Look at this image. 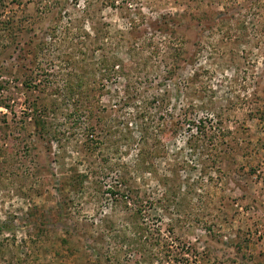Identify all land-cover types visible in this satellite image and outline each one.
I'll return each mask as SVG.
<instances>
[{
	"label": "rangeland",
	"instance_id": "rangeland-1",
	"mask_svg": "<svg viewBox=\"0 0 264 264\" xmlns=\"http://www.w3.org/2000/svg\"><path fill=\"white\" fill-rule=\"evenodd\" d=\"M84 49L118 64L96 97L135 133L110 152L23 85ZM0 86V264H264V0H0Z\"/></svg>",
	"mask_w": 264,
	"mask_h": 264
},
{
	"label": "trees",
	"instance_id": "trees-1",
	"mask_svg": "<svg viewBox=\"0 0 264 264\" xmlns=\"http://www.w3.org/2000/svg\"><path fill=\"white\" fill-rule=\"evenodd\" d=\"M48 34V36L52 35L54 37L55 28L53 30L51 29L50 33ZM49 39L51 40V36ZM150 46L151 45H148V47ZM43 47V50L47 51L49 47L48 43L44 42ZM167 49H171V47L169 46ZM157 52L158 50L155 49L154 53ZM55 58L57 62L62 64L56 65L54 61H50L46 67H39L40 69L38 75L31 78L30 80L24 81L23 85L30 90H46L49 88H54V95H60V97H63L62 101L65 103L69 102V104L66 105H69L72 110L65 114V119L67 122H70L69 129L71 131L80 129L82 132L81 135L85 136L87 141H90V143L84 144L83 150L93 153L96 152L97 149L106 147L105 151L110 152V149L116 146V144L120 141L119 139L126 141L132 140L135 132L132 131L130 127V122H128L129 118L122 117L121 119L120 116L117 117V119L112 118L111 114L114 112L113 107L111 106L108 108L103 106L101 101L96 97L97 88H100L101 86L95 78L97 73H103L105 78H111L112 75L114 76V74L116 75L119 73L117 71L118 64L116 58L111 57L107 59L105 57L102 61L93 63V61L90 60L92 56L89 55L87 49L80 51L79 55L66 53L61 57L58 55ZM60 58H62V60H60ZM64 71L67 72L65 73ZM127 100L130 99L127 98ZM156 101V98L152 99L151 101H146L142 106L143 108L136 109V115L134 117L138 128L136 131L138 134L136 141L140 146L138 149L139 153L137 154L138 162L141 161L142 156H144L147 151L146 148L149 144L148 130L153 127L154 122L153 116H151L149 113H146V107H155L157 103L158 107L161 108L165 102L163 99H160L159 102ZM34 108L37 111L36 113L38 114V120H44V114L48 115V117H50V114L57 116L56 114L58 112H62L64 109H61L58 104H56L53 108L44 107L41 109L36 105H34ZM64 110L69 111V108ZM96 126H99L101 131L97 132L98 127ZM121 126H123L122 130ZM61 132L62 131L57 129H52L48 135L52 136V138L57 141H62L65 140L66 137L65 133ZM105 161L109 162L107 159ZM116 167L117 169L121 170L125 168L126 165L115 163L108 169L112 171V168ZM103 170L106 169L99 167V171H101V173ZM96 173H98V171ZM122 173L125 174L126 172L121 171V174ZM123 174L120 176V178L115 177L116 185H121L124 183ZM74 181L77 183V178L74 179ZM117 195H122L129 200L132 199L130 195H124L119 192L115 193L114 191L113 196Z\"/></svg>",
	"mask_w": 264,
	"mask_h": 264
}]
</instances>
